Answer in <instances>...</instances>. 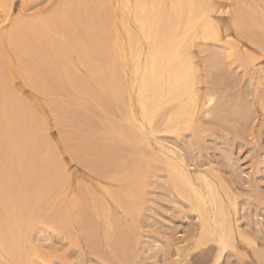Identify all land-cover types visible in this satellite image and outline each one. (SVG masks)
I'll use <instances>...</instances> for the list:
<instances>
[{"label":"bare ground","instance_id":"obj_1","mask_svg":"<svg viewBox=\"0 0 264 264\" xmlns=\"http://www.w3.org/2000/svg\"><path fill=\"white\" fill-rule=\"evenodd\" d=\"M30 1L22 0V9ZM12 4L0 0V11L10 12ZM219 5L221 0H59L47 15L25 11L10 30L0 29V264H40L39 241L67 245L79 236L95 248L100 236L104 249L129 259L127 242L157 162L164 169L166 195L197 219L193 249L214 241L218 249L211 264H218L224 251L236 252L238 238L248 239L237 223L236 204L226 205L212 178L200 169L192 172L184 153L161 139L176 141L190 133L186 147L193 153L200 119L213 111L212 94L201 88L197 53L214 48L213 59L222 57L245 71L255 63L237 53L219 22ZM232 7L235 31L264 51V14L255 17L243 5ZM15 77L38 96L26 100L11 83ZM40 98L57 115L63 136L74 140L80 151L75 162L90 170L89 179L74 178L48 146ZM79 121L88 127L83 136L69 131ZM97 122L103 129L95 128ZM126 142L123 155L112 152ZM41 146L45 149L36 153ZM140 173L142 183L136 181ZM133 196L137 203L129 201ZM45 204L53 213L37 224ZM252 243L264 262V250ZM185 247L176 249L179 258L185 259Z\"/></svg>","mask_w":264,"mask_h":264},{"label":"rangeland","instance_id":"obj_2","mask_svg":"<svg viewBox=\"0 0 264 264\" xmlns=\"http://www.w3.org/2000/svg\"><path fill=\"white\" fill-rule=\"evenodd\" d=\"M21 1L13 0L10 12L1 9L0 29L10 30L13 20L24 14L27 16L30 14L47 15L57 6L59 0H31L29 5L24 4V7L27 6L28 9H22L21 3L23 2ZM237 1L240 2L237 4ZM256 1L258 0H221L223 5L218 6L220 12L217 14L223 30L225 29L229 33V39L237 44V53L238 51L242 54L245 53L246 57L250 55L254 59L252 62H255L251 63L253 65H249L245 71L243 66H237L235 62L229 63L230 61L220 59L222 57H214V60L212 58L214 48H209L210 52L205 51L206 56L197 53V57H195L202 67L200 71L202 91L213 96L210 103L213 111L200 119L201 123L196 134L193 153H190L192 151L186 147V143L192 140L190 133H185L186 135L184 134L176 141L167 135L161 138L165 143L177 146L181 153H184L188 168L192 172L200 169L206 173L208 178H212L211 180L216 184L226 205L233 201L237 206V223L248 239L238 238L239 248L236 252L227 249L217 261L218 264H264L252 243L255 242L259 246L258 250H264V102L262 101L264 99V91H262L264 90V51L261 50L263 47L260 44L235 31L231 24L230 14L235 8L232 7L234 3L235 6L242 7L243 5L244 8H242L255 17L259 16V12L264 14V0ZM23 12L25 13L23 14ZM207 56L211 58L209 59ZM217 59L221 61L219 62ZM15 78L11 83L26 100L32 101V97L38 96L30 87L23 84L21 78ZM254 85L256 86L254 87ZM254 95L256 96L254 97ZM42 100L44 99H39L43 105L46 102L44 103ZM45 105L41 108L48 121L45 129L46 138L49 141L48 146L52 150L54 149L53 151L61 163L68 166V171L73 173L74 178L87 177L86 179H89L90 170L84 168V164L80 161H78L79 164L75 162L74 156L80 151L74 149V140L63 136L64 134L60 132L59 126L55 123L57 115L53 113L56 115L55 117ZM42 110L39 111L42 112ZM103 127V122L95 123L97 130H101ZM87 128V125L80 122L69 131L74 135L83 136ZM128 145L127 142L116 144L112 147V152L115 151L119 155H123ZM44 149L45 147L41 146L36 148L37 152L35 149H32L31 152L39 153ZM112 152H110L111 155ZM106 156L109 157L110 154L108 153ZM104 160L102 158V161ZM154 167L156 174L149 173L148 175L150 191L145 196L142 211L140 209L136 211L139 213L137 227L127 242L133 252L129 259L117 257L114 251L104 249L100 236L96 237L100 242L96 247L97 251L94 246L89 245L85 238L79 236L76 238L77 241H74L75 243L67 245L55 240L39 241L42 253V259L40 258L39 261H43V264L49 262L51 264H211L218 249L215 242L211 240L196 249L192 248V241L195 240L192 233L196 227L197 219L187 214L178 203L169 199L166 195L165 179L160 177L164 174L163 166L157 162ZM100 178L98 179H102V183L107 181ZM142 178L143 173H140L136 181L142 183ZM119 187L122 190L126 189L122 182L119 183ZM138 200L136 196L129 198L130 202L137 203ZM85 211L89 214V205L85 207ZM52 213L49 204H45L39 210L35 222L37 224L46 222ZM114 216L119 220L122 219V214L118 209L114 211ZM185 246L189 248L185 252V259L179 258L176 249ZM198 255H203L207 260L204 261L202 258V261H199Z\"/></svg>","mask_w":264,"mask_h":264}]
</instances>
